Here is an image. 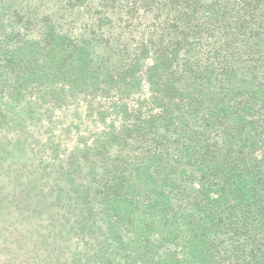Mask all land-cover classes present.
<instances>
[{"label": "trees", "instance_id": "trees-1", "mask_svg": "<svg viewBox=\"0 0 264 264\" xmlns=\"http://www.w3.org/2000/svg\"><path fill=\"white\" fill-rule=\"evenodd\" d=\"M88 98L108 134L34 160ZM0 136L3 218L36 224L0 264H264V0H0Z\"/></svg>", "mask_w": 264, "mask_h": 264}, {"label": "rangeland", "instance_id": "rangeland-1", "mask_svg": "<svg viewBox=\"0 0 264 264\" xmlns=\"http://www.w3.org/2000/svg\"><path fill=\"white\" fill-rule=\"evenodd\" d=\"M114 111V108L110 107V103L107 100L101 98H88L86 100L79 99L75 101L74 104H71L67 107L64 106L62 108H52L50 120H46L41 124L35 123L28 127V129L25 131L29 134V140L32 141L31 148L33 155L31 154V156L34 158V160L36 157V161L38 162L39 158L41 157L38 155V152L39 150H44L46 152L44 157L52 161V163H56L58 159H55L57 156L54 150L57 149H51L54 147L53 143L59 145L61 149L59 158H61V156H65V154L63 155V151H67V154H69L70 152L77 150L81 151L87 147L93 146L95 143L97 144L99 140H102L103 137L108 134L111 126L119 121L120 116ZM3 135H5V133H3ZM15 139H20L18 133L16 134ZM45 145L49 148H45ZM50 151L54 153L49 154L48 152ZM60 162L61 163L58 166H52L53 168H51L52 170L50 174H58L57 171L61 169L62 165H65V159H61ZM0 179L3 180L6 187L11 188L13 185L11 182H17L18 176L15 174L3 175L1 172ZM58 180L59 183L65 184V180L62 179V176H60ZM8 188H5V190L8 191ZM67 188L69 189V187ZM56 199L57 197L48 198L47 201L49 207L55 208L59 205V202H57ZM6 205L7 204L5 202L0 204V208H2V210H0V227H2V231H4L0 233V258H4V260L6 259L5 257L7 255L9 256L15 251V246H12V251L10 253L5 254V245L3 244V240L9 239L10 237H13L14 239L17 235V232L26 226L31 227L32 225L33 229L36 227V224L31 223L30 225L25 220L20 221L19 218H14L11 221L9 219L7 221L5 217L3 218V213L7 207ZM15 215H18V213ZM41 223L43 226L44 221L42 220ZM42 226L40 229L41 234L43 233ZM23 235L25 234L23 233ZM29 254L30 249L28 252L21 253V258H24ZM16 262V260L12 259L11 264H16Z\"/></svg>", "mask_w": 264, "mask_h": 264}]
</instances>
